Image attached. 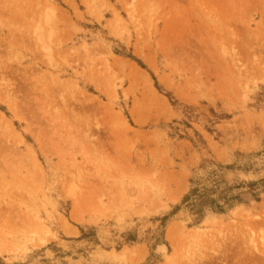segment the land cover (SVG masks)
Returning a JSON list of instances; mask_svg holds the SVG:
<instances>
[{
  "label": "rangeland",
  "instance_id": "1",
  "mask_svg": "<svg viewBox=\"0 0 264 264\" xmlns=\"http://www.w3.org/2000/svg\"><path fill=\"white\" fill-rule=\"evenodd\" d=\"M206 161L264 179V0H0V264H264Z\"/></svg>",
  "mask_w": 264,
  "mask_h": 264
},
{
  "label": "trees",
  "instance_id": "2",
  "mask_svg": "<svg viewBox=\"0 0 264 264\" xmlns=\"http://www.w3.org/2000/svg\"><path fill=\"white\" fill-rule=\"evenodd\" d=\"M206 163L210 164L205 168L204 173L189 180L190 186L176 207L179 209L183 206L192 217L193 224H198L209 213L222 214L234 205L250 199H259L260 191L264 190V179L249 182L245 185L246 188L242 184L231 185L223 178V169L227 166L214 161H206Z\"/></svg>",
  "mask_w": 264,
  "mask_h": 264
},
{
  "label": "bare ground",
  "instance_id": "3",
  "mask_svg": "<svg viewBox=\"0 0 264 264\" xmlns=\"http://www.w3.org/2000/svg\"><path fill=\"white\" fill-rule=\"evenodd\" d=\"M223 12V11H222ZM254 62V61H253ZM256 62V64H259L257 61H255ZM254 62V63H255ZM261 63V62H260ZM250 65V64H249ZM254 65V64H253ZM260 65V64H259ZM251 66V65H250ZM255 66V65H254ZM256 67V66H255ZM257 70H255L256 72L258 71V68H256ZM253 70V69H252ZM263 69H261V71H262ZM254 70H253V72H255ZM252 72V71H251ZM260 72V71H259ZM260 74V73H259ZM260 76V75H259ZM9 90V89H8ZM9 102V101H8ZM74 214V213H73Z\"/></svg>",
  "mask_w": 264,
  "mask_h": 264
}]
</instances>
